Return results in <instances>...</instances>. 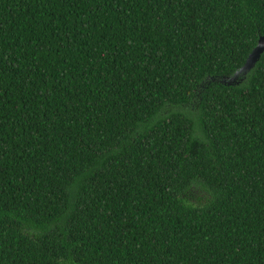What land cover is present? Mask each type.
Listing matches in <instances>:
<instances>
[{
	"label": "trees",
	"instance_id": "obj_1",
	"mask_svg": "<svg viewBox=\"0 0 264 264\" xmlns=\"http://www.w3.org/2000/svg\"><path fill=\"white\" fill-rule=\"evenodd\" d=\"M264 0H0V264H264Z\"/></svg>",
	"mask_w": 264,
	"mask_h": 264
},
{
	"label": "water",
	"instance_id": "obj_2",
	"mask_svg": "<svg viewBox=\"0 0 264 264\" xmlns=\"http://www.w3.org/2000/svg\"><path fill=\"white\" fill-rule=\"evenodd\" d=\"M264 53V35L260 36L251 53L248 55L244 64L234 73L231 77L222 79H211V82H220L222 84L231 85L236 82L239 76H245L247 72L254 68L255 64L259 61L261 55Z\"/></svg>",
	"mask_w": 264,
	"mask_h": 264
}]
</instances>
